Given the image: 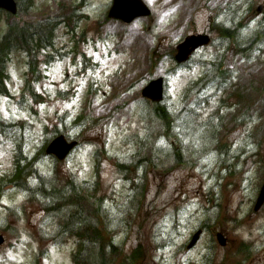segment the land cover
Segmentation results:
<instances>
[{
	"label": "rangeland",
	"instance_id": "obj_1",
	"mask_svg": "<svg viewBox=\"0 0 264 264\" xmlns=\"http://www.w3.org/2000/svg\"><path fill=\"white\" fill-rule=\"evenodd\" d=\"M18 1L17 16L0 12V39L10 21L27 26L52 17L60 18L63 12L71 10V4L83 2L85 5L73 19L77 22L76 31L71 34L69 29L61 28L58 33L60 55L45 67V78L37 85V91L45 99L34 100L24 92L28 54H13L8 65L11 97L1 98L0 112L3 120L13 127L0 134V232L6 237V243L0 246V264H33L36 260L39 264H75L72 253L76 250V241L52 239L51 235L59 229L58 219L33 203L17 184L35 187L38 175L54 178L57 170L66 176L74 174L75 179L94 181L97 155L103 165L102 192L109 196L115 191L123 194L126 182L116 171L117 161L113 158L121 154L131 156L147 129H154L142 89L151 79L164 76L166 103L172 106L171 114L180 113L185 105V88L203 76V62L214 63L217 48H204L194 55L187 68L178 69L173 59L176 46L187 35L211 33L209 24L218 10L226 12L220 15L219 23L236 30L238 24L230 23L236 14L232 13L236 0H144L152 7V14L132 23L108 18L113 0ZM238 1L244 17L242 21L237 18L244 28L239 33L242 40L226 39L220 43L217 29L211 33L223 48L216 54L223 56L220 60L229 65L231 76L234 75L225 98L231 90L236 91L235 102H238L237 108L223 113L217 126L223 127L218 131L222 147L233 146V153L243 144L250 152L238 165V174L232 176L226 174L225 166L220 165L222 158L215 152L198 160L189 157L191 166L174 165V158H168L163 168H149L148 174L144 172L142 181L148 195L143 202L144 209L133 213L131 226L116 236V244L122 247H118V264L127 255L133 257L136 249L144 256L135 259L134 264H202L205 254L211 259L206 264H264V207L260 211L254 209L264 183V46L259 44L248 49L245 56L236 54L240 49L237 42H247L258 31V20L262 17L258 6L264 0ZM250 4L253 7L248 13ZM234 34L239 35L238 30ZM220 96L222 93L215 97L213 108L217 107ZM192 100L194 94L186 102ZM199 100L203 102L204 98ZM143 108L149 119L143 115ZM212 113L208 110L202 114V123ZM186 124L197 150L207 149L210 134L196 128L190 120ZM182 125V132L187 133ZM58 131L81 140V145L63 165L44 151ZM175 140L178 141L176 136L164 140V157L174 150L171 143ZM188 143L186 137V148ZM182 145L177 142L179 149ZM17 158L22 159L26 180L22 177L13 180ZM163 160L160 156L158 163ZM210 188L214 190L209 194ZM178 217L180 225L176 229ZM119 224L120 220L115 219L111 226ZM202 225L205 234L199 245L185 252L183 246ZM160 226L166 228L162 230L164 236L159 232L155 238L150 231L156 234ZM217 232L227 236L226 246L217 242ZM170 234L174 240L164 246ZM141 240L143 245L139 243ZM214 244L216 250L212 252L210 248ZM43 251H48L46 256L38 257Z\"/></svg>",
	"mask_w": 264,
	"mask_h": 264
},
{
	"label": "trees",
	"instance_id": "obj_2",
	"mask_svg": "<svg viewBox=\"0 0 264 264\" xmlns=\"http://www.w3.org/2000/svg\"><path fill=\"white\" fill-rule=\"evenodd\" d=\"M70 9L68 14L62 13L60 18L52 17L50 19L41 20L36 24L20 26L19 22L10 23L6 30V34L0 40V98L11 97V89L7 86L8 80L10 79L8 63L12 60V54L23 52L30 56L28 62L29 72L27 75L29 76L28 81L31 82L26 86L27 97L39 101L45 99L43 94L38 93L35 86L39 84L43 78L42 66L51 62L52 53L50 52V48L55 44L56 29H58L61 24H65V26L70 24L67 29L70 28L69 31L71 32L75 30L77 22L73 19L76 17V14H78V11L76 6H71ZM68 21H70V23H68ZM209 66H211V63L208 67ZM211 71L212 69H209L208 73H211ZM203 103L196 102L195 99V103L189 106L191 108L190 122L196 128L202 125L199 116L204 114L203 112L206 110L209 101L206 100V102ZM152 112L158 115L159 119L163 121V126H166L167 129H172L173 125H171L170 122V114H168L167 108L164 105H155L152 107ZM177 123L178 121L175 119V125L179 126ZM21 124L24 125L23 122ZM12 127L13 124L4 121L0 112V134L5 133V131L10 130ZM147 136H150V133ZM151 139L152 137L146 140L148 144ZM214 146L217 147L218 145L214 144ZM181 156L180 150L176 149L174 154L176 158L175 163L179 164L185 162ZM145 159L147 162H144L143 169L141 168L140 170H144L145 174H148L149 168L155 169L158 165L153 157H146ZM230 159L231 157L226 154L224 162L228 164ZM20 165L13 175V180L15 181L21 177L26 180L27 177ZM127 171H129V175L125 178L127 182L130 183L129 190L134 189V187L139 184L135 181L136 177L134 176L132 167ZM234 174H237V171L231 170L229 172L231 176ZM137 176L138 179L140 178L139 181L143 178V175H139L138 171ZM74 177V174L66 176L62 175L60 171L57 170L54 178H42L38 175L36 177L38 183L35 187H28L25 184L21 185L19 183L17 185L23 190H27L30 198H39L41 202L45 201L43 206L46 210L53 213L54 216L59 219V234L61 233V235L66 238L73 237L78 240V250L73 257L76 264H117L115 258L117 257L116 253L119 248L114 242L117 229L109 226V222L113 221V219L107 214V210L104 204H102L107 195L102 192V183L96 182L93 184L92 182H79ZM98 191L101 197L97 194ZM136 191L137 192H135L133 196L131 195L132 199H128L131 209L133 210L136 206L132 200L141 203L144 202L147 196V192L144 191V186L141 184ZM33 195H35V197H33ZM102 218L104 220V225L101 227L100 223ZM123 220H125V222L119 225L118 231L124 228L126 222L127 226H131L129 223L130 219ZM175 223L176 227H179L180 223L178 218L175 219ZM141 229L142 226L138 229V236L140 239ZM161 229L166 230L165 227ZM161 229L159 228L157 230L154 236L155 238H158L159 232L161 235L164 234ZM150 233L153 234V231H150ZM148 235L150 234L148 233ZM172 236L173 234H170V237ZM139 243L142 244V240ZM143 255L144 253L136 249L133 257L128 256L129 258H126L121 264H134L135 259Z\"/></svg>",
	"mask_w": 264,
	"mask_h": 264
},
{
	"label": "water",
	"instance_id": "obj_3",
	"mask_svg": "<svg viewBox=\"0 0 264 264\" xmlns=\"http://www.w3.org/2000/svg\"><path fill=\"white\" fill-rule=\"evenodd\" d=\"M113 8L110 11L109 16L112 18H119L125 22H131L139 16H148L151 13V9L147 6L143 0H114ZM0 8L6 9L14 14L17 10V2L15 0H0ZM210 42V36L204 35H191L186 38L180 45H178V53L175 56L179 62H183L189 59L190 55L200 46H204ZM164 78L152 80L151 83L144 88V96L154 101H162L164 97ZM76 141H68L65 136L60 135L53 140L48 146L46 152L56 155L59 159L64 160L71 150L77 146ZM264 187V186H263ZM264 203V188L260 194L259 201L256 205L258 209ZM202 230L196 232L191 241L193 246L200 238ZM219 243L223 246L226 244L227 239L223 233L218 234ZM4 236L0 234V245L4 243ZM190 246V247H191Z\"/></svg>",
	"mask_w": 264,
	"mask_h": 264
},
{
	"label": "flooded vegetation",
	"instance_id": "obj_4",
	"mask_svg": "<svg viewBox=\"0 0 264 264\" xmlns=\"http://www.w3.org/2000/svg\"><path fill=\"white\" fill-rule=\"evenodd\" d=\"M236 2V4H235V6H236V8H235V11H237V12H239V15H238V18H239V20H243L244 18L242 17V15L240 14L241 12H240V10H241V7H240V5H239V1L238 0H236L235 1ZM235 11L234 12H232V13H235ZM258 12H260V13H262V16H263V20H264V9L262 8H258ZM221 13H223V14H225V9H223L222 11H221ZM219 20H220V14H218L216 17H214V18H211V21H210V32L211 33H213L217 28H220L221 26H224V24H220L219 23ZM231 24H233V26H237V24H234L233 22H230ZM225 26H227V25H225ZM224 26V27H225ZM227 27H230V26H227ZM231 28H233V27H231ZM241 28H239L238 29V31H239V33H241ZM260 32H263L264 33V25H262L261 26V29H260ZM215 43H216V41H215ZM245 46V45H244ZM231 70L230 71H227V73L225 74L226 76H230V77H233L234 78V75H232L231 76ZM220 112V116L222 117V114H223V112H221V111H219ZM159 144V143H158ZM154 147H159L158 145H156V144H154ZM246 149H247V147H246ZM249 150V149H248ZM247 150V151H248ZM158 155V157L160 156V154L158 153L157 154Z\"/></svg>",
	"mask_w": 264,
	"mask_h": 264
}]
</instances>
